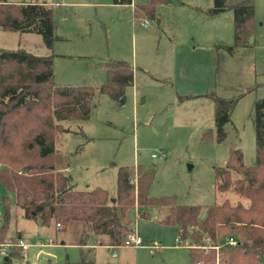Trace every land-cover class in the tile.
Instances as JSON below:
<instances>
[{"label":"rangeland","instance_id":"374dc122","mask_svg":"<svg viewBox=\"0 0 264 264\" xmlns=\"http://www.w3.org/2000/svg\"><path fill=\"white\" fill-rule=\"evenodd\" d=\"M8 1L51 5L58 39L49 50L38 34L0 30V49L54 54L58 87L97 90L90 118L63 122L70 131L56 145L70 158L64 173L76 189L98 186L115 195L119 168L141 167L153 171L150 197L175 196L180 205L201 206L202 218L209 207L226 201L248 206L236 193L217 189L215 171L227 165L232 149L242 152L247 166L256 163L254 104L264 99V0L253 2L248 45L231 54L233 12L211 17L207 11L213 0H169L154 16L141 17L133 6L148 0H133L132 5L114 0ZM110 61L134 69V84L126 89L123 104L99 93L107 80L102 65ZM211 94L236 100L222 141ZM238 178L234 173L233 179ZM7 212V237L20 234L30 245L14 264H76L83 253L95 264H194L188 247L177 240L179 229L163 224L154 209L148 210V218L140 216V208L133 212V233L142 245L112 247L102 236L95 239L98 247L88 249L81 246L93 245L89 224L76 222L63 232L55 224L46 227L26 219L16 194L0 181V226Z\"/></svg>","mask_w":264,"mask_h":264},{"label":"trees","instance_id":"16d2710c","mask_svg":"<svg viewBox=\"0 0 264 264\" xmlns=\"http://www.w3.org/2000/svg\"><path fill=\"white\" fill-rule=\"evenodd\" d=\"M131 4L132 0H114ZM254 0H213L207 11L217 16L233 12L235 45L247 46L254 30ZM167 0H149L135 7V15L154 16ZM55 12L46 3H8L0 0V30L35 33L49 50L58 39ZM54 54L36 56L24 50L0 49V181L16 194V205L26 219L43 226L60 225L66 231L73 223H87L92 237H108V246L121 247L133 233V212L140 208L142 218L154 209L163 224L179 229L178 239L187 246L194 264H264V99L254 104L256 163L247 166L240 150L232 149L225 167L217 168L216 187L221 193L234 192L248 200L232 205L229 201L214 205L201 217L198 205H180L175 196L153 198L149 188L153 171L119 168L115 201L103 188L77 190L64 171L70 158L56 145L64 133L66 121H87L97 90L93 87H58L54 82ZM107 80L99 88L101 95L125 102V91L134 84V69L123 61L102 65ZM215 102V126L218 141L226 137L236 100L211 94ZM234 173L240 178L233 179ZM136 179V182L134 180ZM7 203V200H6ZM9 213L0 226V244L8 240ZM237 241L235 246L228 243ZM95 240L92 242L94 243ZM87 246V245H82ZM20 249H12L8 261L21 258ZM63 264H71L65 262ZM76 264H95L85 253Z\"/></svg>","mask_w":264,"mask_h":264},{"label":"built area","instance_id":"2783aa9c","mask_svg":"<svg viewBox=\"0 0 264 264\" xmlns=\"http://www.w3.org/2000/svg\"><path fill=\"white\" fill-rule=\"evenodd\" d=\"M143 27H147L148 24L146 22L141 23ZM60 227V225H58ZM178 242L180 243L179 239H177ZM229 245L235 246L237 244V241L234 238H230L228 240ZM142 245V240L141 238L137 237L134 235V233L130 234L128 237L125 246H140ZM156 245V244H155ZM28 245L25 244L22 240H7L4 243L0 244V251L2 256L4 257H10L12 254V249L15 248H21L23 250L28 249Z\"/></svg>","mask_w":264,"mask_h":264},{"label":"crops","instance_id":"0c3cea01","mask_svg":"<svg viewBox=\"0 0 264 264\" xmlns=\"http://www.w3.org/2000/svg\"><path fill=\"white\" fill-rule=\"evenodd\" d=\"M4 1H6V2H8V3H22V2H19V1H8V0H4ZM148 2H149V0H148ZM147 2V3H148ZM168 2H169V0H167V3L166 4H168ZM35 3H38V2H35ZM146 3V4H147ZM47 4V3H46ZM133 4V0H132V3L130 4V5H132ZM49 5V4H48ZM139 5H145V4H139ZM138 4H136L135 6H133V8H134V12H135V7L136 6H139ZM51 6V5H50ZM212 6H213V1H212V5H211V7L209 8V9H211L212 8ZM254 8H255V6H254ZM208 9V10H209ZM212 17V16H211ZM143 23V22H142ZM53 68H54V65H53ZM155 156V155H154ZM69 168V167H68ZM67 170V169H66ZM65 172V171H64ZM134 182H136V180H134ZM72 185H74L73 184V181H72ZM74 187H75V185H74ZM95 188H101V187H98V186H94V187H91L90 185H88V187H87V189H84V190H93V189H95ZM75 189H76V187H75ZM78 190V189H77ZM109 195H110V193H109ZM111 196H116V194L115 195H110V198H111ZM113 200H115L114 198H112ZM56 228H57V230L58 231H61V229H60V227L59 226H56ZM84 229V228H83ZM64 232V231H63ZM8 240H22L23 242H24V240H23V237H22V235H18L16 238H8ZM93 240H95V239H93ZM109 239H107V241H108ZM95 242V241H94ZM25 243V242H24ZM93 243V242H92ZM25 244H27V243H25ZM28 245V244H27ZM29 247H28V249H26V250H23V249H21V248H16V249H20V251H21V253L23 252V251H27V250H29V248H30V245H28ZM98 247L99 245H97L96 243H93V245H90V246H84V247H82L81 246V249H83V248H85L86 247V249H88V247L89 248H91V247ZM6 257H4V259H5Z\"/></svg>","mask_w":264,"mask_h":264},{"label":"water","instance_id":"95a60500","mask_svg":"<svg viewBox=\"0 0 264 264\" xmlns=\"http://www.w3.org/2000/svg\"><path fill=\"white\" fill-rule=\"evenodd\" d=\"M113 201H115V200H113ZM4 260H5V261H8V260H9V257H6Z\"/></svg>","mask_w":264,"mask_h":264}]
</instances>
